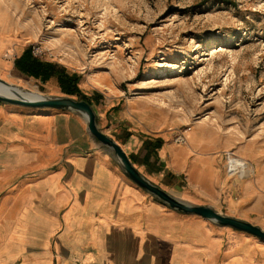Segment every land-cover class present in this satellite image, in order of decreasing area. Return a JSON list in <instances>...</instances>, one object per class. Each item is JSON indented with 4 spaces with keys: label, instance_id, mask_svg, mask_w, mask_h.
Here are the masks:
<instances>
[{
    "label": "rangeland",
    "instance_id": "374dc122",
    "mask_svg": "<svg viewBox=\"0 0 264 264\" xmlns=\"http://www.w3.org/2000/svg\"><path fill=\"white\" fill-rule=\"evenodd\" d=\"M0 27L13 41L6 60L30 47L78 73L92 100L101 94L92 104L99 127L175 196L189 200L180 180L142 163L143 140L177 145L183 133L187 144L195 132L215 139L236 211L264 228V0H0ZM0 77L31 92L66 94L55 78L43 82L13 64L0 67ZM228 151L254 173L230 176ZM246 183L252 191L238 202ZM206 223L219 239L206 243L202 264H264L263 239Z\"/></svg>",
    "mask_w": 264,
    "mask_h": 264
},
{
    "label": "crops",
    "instance_id": "0c3cea01",
    "mask_svg": "<svg viewBox=\"0 0 264 264\" xmlns=\"http://www.w3.org/2000/svg\"><path fill=\"white\" fill-rule=\"evenodd\" d=\"M12 43L0 32L4 69L14 65L5 59ZM18 106L0 102V264H202L206 243L219 239L208 220L168 208L130 180L81 115ZM188 134L187 144L143 140L142 163L180 180L189 202L253 222L236 211L223 146ZM129 156L135 164L137 153Z\"/></svg>",
    "mask_w": 264,
    "mask_h": 264
},
{
    "label": "water",
    "instance_id": "95a60500",
    "mask_svg": "<svg viewBox=\"0 0 264 264\" xmlns=\"http://www.w3.org/2000/svg\"><path fill=\"white\" fill-rule=\"evenodd\" d=\"M0 84L16 85L0 77ZM0 102L28 108L58 109L72 111L81 115L86 121L87 131L98 140L113 155L122 172L143 190L151 193L168 208L185 213L196 214L218 226L231 227L235 230L250 233L264 240V228L246 219L224 214L209 204H197L183 200L160 187L142 173L132 162L123 146L98 125L97 114L93 105L85 100L71 95H43L33 98L7 95L0 92Z\"/></svg>",
    "mask_w": 264,
    "mask_h": 264
},
{
    "label": "trees",
    "instance_id": "16d2710c",
    "mask_svg": "<svg viewBox=\"0 0 264 264\" xmlns=\"http://www.w3.org/2000/svg\"><path fill=\"white\" fill-rule=\"evenodd\" d=\"M14 66L24 74L40 79L43 82L55 78L62 92L68 95H77L78 99H85L91 104H93V100L98 102L102 97L101 94L96 93L95 98L92 100L79 86L81 77L78 73L72 72L67 67L56 62L46 61L37 57L30 47L24 49L21 55L15 58ZM161 142V140H156L153 143L152 141H146V145L160 147Z\"/></svg>",
    "mask_w": 264,
    "mask_h": 264
},
{
    "label": "built area",
    "instance_id": "2783aa9c",
    "mask_svg": "<svg viewBox=\"0 0 264 264\" xmlns=\"http://www.w3.org/2000/svg\"><path fill=\"white\" fill-rule=\"evenodd\" d=\"M36 55L35 51L33 52ZM176 141L180 144L186 142V136L182 133L179 134L176 138ZM227 157V173L230 176L237 175L239 178H246L252 174H246L248 171L247 164L241 157H238L231 151H228L226 154Z\"/></svg>",
    "mask_w": 264,
    "mask_h": 264
},
{
    "label": "bare ground",
    "instance_id": "6f19581e",
    "mask_svg": "<svg viewBox=\"0 0 264 264\" xmlns=\"http://www.w3.org/2000/svg\"><path fill=\"white\" fill-rule=\"evenodd\" d=\"M222 49V48H221ZM0 92L3 94H7V95H13V96H22V97H26V98H33V97H37L40 95L39 92H31L25 89L20 88L17 85H4V84H0ZM247 164V168L248 171L246 174H253V167L246 162Z\"/></svg>",
    "mask_w": 264,
    "mask_h": 264
}]
</instances>
